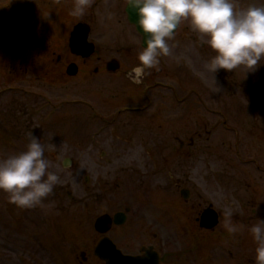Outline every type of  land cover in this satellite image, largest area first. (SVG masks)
Here are the masks:
<instances>
[{
	"label": "rangeland",
	"instance_id": "obj_1",
	"mask_svg": "<svg viewBox=\"0 0 264 264\" xmlns=\"http://www.w3.org/2000/svg\"><path fill=\"white\" fill-rule=\"evenodd\" d=\"M127 3L93 0L73 17L75 0H0V158L24 150L33 132L55 146L45 155L62 180L30 209L0 190V264H106L94 252L104 236L95 219L127 207L126 222L106 234L124 253L147 245L163 256L232 248L224 223L206 232L198 217L212 203L225 221L235 202L220 182L232 161L223 167L218 148L242 142L246 158L257 147L264 161V61L252 72L241 66L214 75L205 68L214 51L182 21L168 41L172 54L136 83L128 74L143 46ZM250 3L260 0H237V7ZM80 21L91 25L96 44L87 59L69 48ZM113 58L120 68L109 72ZM72 62L79 66L73 76ZM250 227L239 224L242 250L251 248Z\"/></svg>",
	"mask_w": 264,
	"mask_h": 264
},
{
	"label": "clouds",
	"instance_id": "obj_2",
	"mask_svg": "<svg viewBox=\"0 0 264 264\" xmlns=\"http://www.w3.org/2000/svg\"><path fill=\"white\" fill-rule=\"evenodd\" d=\"M93 0H75L70 15L82 17ZM137 13L136 21L144 33L146 46L138 54L141 62L129 77L141 82L145 69L158 68L160 58L172 54L168 43L175 29L188 21L198 34L201 44L208 45L214 55L205 63L208 72L215 75L220 69L234 70L245 67L255 71L264 61V0L237 7V0H128ZM133 73L135 75H133ZM24 150L0 158V190L8 194L10 203L23 209L35 208L62 183L46 157L54 145L46 146L33 132L28 134ZM233 210L224 209L225 228L236 233L232 222ZM256 244L255 262L264 264V219L259 218L250 229Z\"/></svg>",
	"mask_w": 264,
	"mask_h": 264
},
{
	"label": "flooded vegetation",
	"instance_id": "obj_3",
	"mask_svg": "<svg viewBox=\"0 0 264 264\" xmlns=\"http://www.w3.org/2000/svg\"><path fill=\"white\" fill-rule=\"evenodd\" d=\"M97 70L99 69L96 68L94 71L98 72ZM237 140L242 141L241 137L237 138ZM257 140L259 141V137ZM244 145V143L238 142L235 144L234 148L233 145L226 146V148L223 149L218 148V152L220 153H218V155H220L219 160L223 162V167L225 165L224 162L230 163L232 161V165L230 166L232 170L222 168L223 171L220 177L222 179H220L221 184L231 187L234 192L233 198L235 202L231 203L234 214L231 219L232 222L238 226V231L233 234L226 233V236L223 238V241L232 245V248L225 249L221 247L213 250L206 248L201 251L199 256L197 253L194 254V256L191 255V248L185 250L186 252L182 255L180 253L163 256L162 253H159V264L166 262L167 264H182V262L185 264H193L194 262L197 264H241L242 254L246 252L249 253V256L246 255L248 256V258L245 259L246 263L256 264L254 259L256 244L253 238L251 239L250 249H240L239 224L243 222L252 226L258 222L259 218L264 219V161L260 160V157H258V155L261 156L262 149H258L257 147L254 149L255 154L251 155V158H246L248 150ZM234 150L236 151L234 152ZM225 178H227L228 181H225ZM242 193H245L247 196H244ZM211 204L212 203L209 205ZM250 208L251 214L248 212ZM218 212L220 214V223L218 226H220L222 223L225 224V221L221 219L222 213L220 211ZM216 228L206 232H215ZM206 244V246H208V241H206Z\"/></svg>",
	"mask_w": 264,
	"mask_h": 264
},
{
	"label": "water",
	"instance_id": "obj_4",
	"mask_svg": "<svg viewBox=\"0 0 264 264\" xmlns=\"http://www.w3.org/2000/svg\"><path fill=\"white\" fill-rule=\"evenodd\" d=\"M126 11L129 21L136 26L135 28H137L138 32L143 36V45L146 46L144 33L136 23L138 20L136 10L131 5H128ZM90 29L91 27L89 24L83 22L78 23L74 27L69 40L73 53L88 57L95 51V44L89 40ZM117 69H119L118 61H111L109 63V70L117 71ZM67 71L69 74L75 75L78 73V66L72 63ZM183 192L185 197L189 195L187 190ZM125 220L126 214L124 212L117 213L114 219L109 214H103L97 218L95 228L98 232L106 233L111 229L113 221H115L116 224H121L124 223ZM200 224L202 227L212 229V227L218 224V213L214 209H206L201 215ZM144 251L142 255L138 256L124 254L110 238L105 237L97 245L95 253L101 259L105 260L107 264H158V254L153 250L152 246L144 248ZM83 256L85 258L84 253Z\"/></svg>",
	"mask_w": 264,
	"mask_h": 264
}]
</instances>
